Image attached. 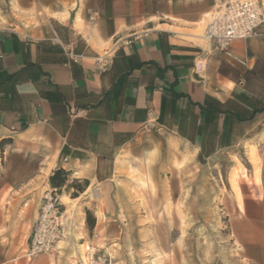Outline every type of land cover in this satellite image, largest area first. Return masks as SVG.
<instances>
[{"label": "crops", "instance_id": "0c3cea01", "mask_svg": "<svg viewBox=\"0 0 264 264\" xmlns=\"http://www.w3.org/2000/svg\"><path fill=\"white\" fill-rule=\"evenodd\" d=\"M215 3L0 0V264H69L79 235L80 247L93 237L108 248L127 221L112 199L100 215L89 192L112 193L120 156L153 132L172 138L176 164L186 154L174 143L205 158L256 146L263 193L246 196L234 228L247 259L264 264V35L234 40L230 56L214 49L204 32ZM57 169L89 186L75 198L61 189L71 230L29 257Z\"/></svg>", "mask_w": 264, "mask_h": 264}, {"label": "rangeland", "instance_id": "374dc122", "mask_svg": "<svg viewBox=\"0 0 264 264\" xmlns=\"http://www.w3.org/2000/svg\"><path fill=\"white\" fill-rule=\"evenodd\" d=\"M171 139L150 133L136 149L120 156L118 172L110 180L116 185L112 193L100 184L92 188L91 199L103 206L100 215L112 199L119 206L112 210H118L127 224L107 245L109 249L103 239H91L110 253L113 264H255L244 255L234 224L244 213L246 196L263 193L262 160L256 146L247 145L245 155L205 158L174 143L186 154L176 164L169 160ZM130 202L141 206L131 208ZM64 214L65 226L68 223L71 230L75 215L66 210ZM79 238L74 241L76 249H83Z\"/></svg>", "mask_w": 264, "mask_h": 264}, {"label": "built area", "instance_id": "2783aa9c", "mask_svg": "<svg viewBox=\"0 0 264 264\" xmlns=\"http://www.w3.org/2000/svg\"><path fill=\"white\" fill-rule=\"evenodd\" d=\"M264 35V12L260 0H216L204 32V38L214 49L231 55L230 45L236 39ZM69 59L77 61L71 50L61 44ZM65 214L60 195L56 190L45 193L37 221L28 239V256L49 254L58 241L64 238ZM69 264H113L109 253L92 239L82 251L72 257Z\"/></svg>", "mask_w": 264, "mask_h": 264}, {"label": "trees", "instance_id": "16d2710c", "mask_svg": "<svg viewBox=\"0 0 264 264\" xmlns=\"http://www.w3.org/2000/svg\"><path fill=\"white\" fill-rule=\"evenodd\" d=\"M69 173L63 169H57L50 176V183L56 191L61 192V189L66 186V191L75 198L80 193L84 192L89 186L87 179H74L71 183H68ZM72 191V192H71ZM92 213L87 211V222L91 223ZM93 225V224H92Z\"/></svg>", "mask_w": 264, "mask_h": 264}]
</instances>
